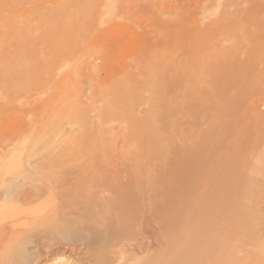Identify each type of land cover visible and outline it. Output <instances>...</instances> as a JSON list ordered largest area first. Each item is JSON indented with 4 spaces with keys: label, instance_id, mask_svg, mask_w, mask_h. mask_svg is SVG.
Returning <instances> with one entry per match:
<instances>
[{
    "label": "rangeland",
    "instance_id": "374dc122",
    "mask_svg": "<svg viewBox=\"0 0 264 264\" xmlns=\"http://www.w3.org/2000/svg\"><path fill=\"white\" fill-rule=\"evenodd\" d=\"M50 2L0 0V178L15 181L0 185L2 194L41 176V189L60 177L115 193L163 168L172 183L180 130L192 109L210 104L206 70L219 60L218 31L242 14L263 18L264 0H86L83 9L62 0V14L47 12ZM193 25L217 28L199 41L210 54L199 63L185 60L173 36ZM103 40L115 56L99 60ZM212 103L219 109L217 97Z\"/></svg>",
    "mask_w": 264,
    "mask_h": 264
},
{
    "label": "bare ground",
    "instance_id": "6f19581e",
    "mask_svg": "<svg viewBox=\"0 0 264 264\" xmlns=\"http://www.w3.org/2000/svg\"><path fill=\"white\" fill-rule=\"evenodd\" d=\"M51 4L47 12L62 14V0ZM262 17L242 14L226 31L214 24L223 43L206 70L210 104L192 109L180 130L172 183L161 168L159 178L136 176L131 189L115 193L60 177L41 189L34 182L42 176L15 196L0 190V264H264ZM196 25L172 31L192 62L207 60L199 41L217 30ZM100 46L99 60L115 56L109 40ZM2 179V186L15 182Z\"/></svg>",
    "mask_w": 264,
    "mask_h": 264
}]
</instances>
